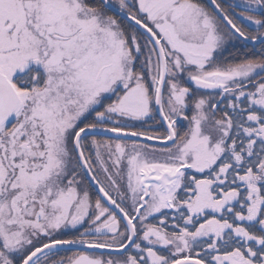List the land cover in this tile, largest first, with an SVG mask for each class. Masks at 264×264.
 Wrapping results in <instances>:
<instances>
[{
  "label": "snow or ice",
  "instance_id": "obj_1",
  "mask_svg": "<svg viewBox=\"0 0 264 264\" xmlns=\"http://www.w3.org/2000/svg\"><path fill=\"white\" fill-rule=\"evenodd\" d=\"M0 264H264V0H0Z\"/></svg>",
  "mask_w": 264,
  "mask_h": 264
}]
</instances>
